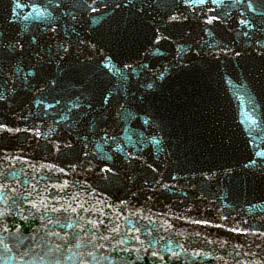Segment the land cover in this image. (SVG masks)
Here are the masks:
<instances>
[{
    "label": "water",
    "instance_id": "water-1",
    "mask_svg": "<svg viewBox=\"0 0 264 264\" xmlns=\"http://www.w3.org/2000/svg\"><path fill=\"white\" fill-rule=\"evenodd\" d=\"M0 264H264V0H0Z\"/></svg>",
    "mask_w": 264,
    "mask_h": 264
},
{
    "label": "snow or ice",
    "instance_id": "snow-or-ice-1",
    "mask_svg": "<svg viewBox=\"0 0 264 264\" xmlns=\"http://www.w3.org/2000/svg\"><path fill=\"white\" fill-rule=\"evenodd\" d=\"M201 2H203V0H201Z\"/></svg>",
    "mask_w": 264,
    "mask_h": 264
}]
</instances>
